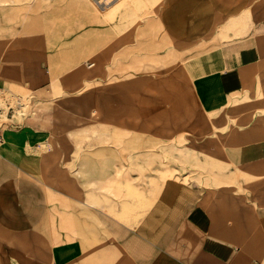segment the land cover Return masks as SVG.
<instances>
[{
    "label": "crops",
    "instance_id": "obj_1",
    "mask_svg": "<svg viewBox=\"0 0 264 264\" xmlns=\"http://www.w3.org/2000/svg\"><path fill=\"white\" fill-rule=\"evenodd\" d=\"M80 1L82 16L104 18ZM133 12L120 17L131 19ZM52 13L56 16L55 11L43 14ZM238 17L230 38L206 53L201 65L207 72L191 83L201 111L222 115L225 144L222 163L214 166L225 170L202 177L194 173L188 185L184 177H156L152 186L138 189L144 195L140 202L127 203L114 198L105 203L103 187L96 188V203H88L86 188L75 187L80 198L73 197L71 186L46 188L23 169L17 147L22 151L51 139L65 148L64 161L71 160L75 139L55 138L73 130L63 121L65 109L38 102L54 98L57 78L62 82L68 74L85 72L83 60L73 70L63 56L77 45L71 36L22 32L19 49L8 48L0 60V89L30 92L39 105L24 116L22 126L13 124L15 131L3 133L1 145L8 139L10 145L0 147V264H264V0ZM66 29L72 31V22ZM217 53L218 69L212 71ZM217 179L235 187L216 186Z\"/></svg>",
    "mask_w": 264,
    "mask_h": 264
},
{
    "label": "rangeland",
    "instance_id": "obj_2",
    "mask_svg": "<svg viewBox=\"0 0 264 264\" xmlns=\"http://www.w3.org/2000/svg\"><path fill=\"white\" fill-rule=\"evenodd\" d=\"M127 1L121 0L119 8L101 15L102 20L82 16L80 0L0 3V60L8 48L19 49V41L29 29L30 33L56 32L62 39L71 36L77 42L73 53L87 50L84 68L97 67L94 75L77 72L62 82L57 78L54 98L38 102L65 109L63 121L71 122L73 130L55 134V138L75 139L78 146L70 149L71 160L64 161L65 148L55 146L53 139L39 147L27 144L22 151L17 147L23 169L46 188L64 191L71 186L77 198L80 194L74 188H86L88 203H96L97 187H103L105 203L112 198L120 203L128 199L140 202L144 195L138 189L152 186L156 177L165 181L184 177L188 185L195 174L202 177L207 171L225 170L214 166L222 163L225 144L222 115L208 116L198 107L190 70L206 63V53L230 38L232 24L239 25L238 16L250 12L257 0H129L133 16L122 19ZM54 11H61V16L44 17L43 13ZM68 11L78 14L71 16ZM68 21L72 31L66 29ZM33 25L39 28L31 30ZM81 33L86 34L84 40ZM97 57L99 67L94 66ZM218 58L217 53L212 60ZM201 71L196 70V75ZM2 94L0 127L9 124L1 131L12 133V125L22 126L24 116L38 103L30 92L5 90ZM16 94L22 98V106H18ZM10 106L15 107L14 120H10ZM9 143L8 139L0 147ZM65 172L72 177L67 178ZM216 186L234 184L224 185L217 179Z\"/></svg>",
    "mask_w": 264,
    "mask_h": 264
},
{
    "label": "bare ground",
    "instance_id": "obj_3",
    "mask_svg": "<svg viewBox=\"0 0 264 264\" xmlns=\"http://www.w3.org/2000/svg\"><path fill=\"white\" fill-rule=\"evenodd\" d=\"M120 1L121 0H86V2H87V10H88V12L89 13H93V14H99V16L100 15H102L103 13H107V12H109V11H114L115 10V8H119V6H120ZM141 0H139L138 2H140ZM127 2H129V3H127V5L129 6V7H127V10L128 9H132L133 8V6L131 5V3H130V1L128 0ZM132 2V1H131ZM136 10V9H135ZM59 16H61V11H55ZM101 20V19H100ZM62 25L63 24H65L64 22H60ZM67 24H68V22L65 24L66 25V27H67ZM247 25V24H246ZM58 26H60V24L58 23L56 26H55V28H57ZM35 27L38 29L39 27L37 26V25H35ZM72 27H73V24H72ZM245 31V30H244ZM263 32V31H262ZM37 34H38V32H37ZM55 37H57V33L55 32V35H54ZM87 50H84V51H82V53L80 54V55H78V53H72L71 52V54H68V53H66V54H64L63 56H65V58H66V61H69V63H70V65H71V67H72V69L73 70H79L81 67H79V64H81L82 63V69L84 70V72H85V74L86 75H94L95 74V69L94 68H90L89 66H88V68L87 69H85L84 68V63H83V59L85 58V56L87 55V52H86ZM85 53H86V55H85ZM6 55V54H5ZM80 61H82L81 63H79ZM241 61V60H240ZM195 62V61H194ZM79 63V64H78ZM190 63V62H189ZM199 63V62H198ZM201 63V62H200ZM217 61H215V60H212V63H211V65H210V68H211V70L212 71H214V70H216V69H218V67H217ZM225 63V62H224ZM78 65V66H77ZM91 65V64H90ZM195 65V64H194ZM76 66H77V68H76ZM95 66V65H94ZM91 69V70H90ZM94 69V70H93ZM196 70L198 71V70H202L199 74H203V73H205V72H207V69L206 68H203L200 64H197L196 66H195V68L194 69H191L190 70V73H191V75H192V78H195L196 76H198V74L196 75ZM210 70V69H209ZM226 72V71H225Z\"/></svg>",
    "mask_w": 264,
    "mask_h": 264
},
{
    "label": "built area",
    "instance_id": "obj_4",
    "mask_svg": "<svg viewBox=\"0 0 264 264\" xmlns=\"http://www.w3.org/2000/svg\"><path fill=\"white\" fill-rule=\"evenodd\" d=\"M2 91H5L3 89H0V100L2 99L1 96L3 95L2 94ZM15 98L18 100V106H22V98H20L17 94L15 95ZM9 115L12 114L10 120L14 119L15 118V115H14V112H15V107L14 106H10L9 107ZM2 111V109L0 108V112ZM6 124H9L8 122H5L3 123V125L0 127V144L1 143H4V130L1 131V129L6 125Z\"/></svg>",
    "mask_w": 264,
    "mask_h": 264
}]
</instances>
